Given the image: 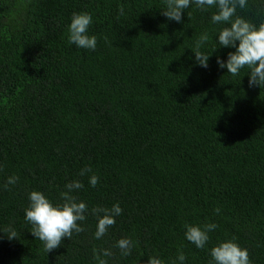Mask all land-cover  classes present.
I'll return each instance as SVG.
<instances>
[{"label": "trees", "instance_id": "1", "mask_svg": "<svg viewBox=\"0 0 264 264\" xmlns=\"http://www.w3.org/2000/svg\"><path fill=\"white\" fill-rule=\"evenodd\" d=\"M164 9L165 0H0V264H97L94 248L113 252L108 264H180L181 250L184 264H211L210 250L233 237L264 264V86L249 87L247 67H219L235 48L218 43L215 7L191 2L181 22ZM81 12L92 15L95 50L68 42ZM236 15L259 26L264 0ZM204 33L207 68L194 53ZM75 180L85 231L47 253L25 219L29 194L62 203ZM117 203L96 239L90 210ZM207 223L218 227L199 249L185 225ZM125 237L128 256L116 247Z\"/></svg>", "mask_w": 264, "mask_h": 264}, {"label": "clouds", "instance_id": "2", "mask_svg": "<svg viewBox=\"0 0 264 264\" xmlns=\"http://www.w3.org/2000/svg\"><path fill=\"white\" fill-rule=\"evenodd\" d=\"M166 9L162 14L169 20L181 22L183 9L189 7L191 2L201 10L215 7L217 11L211 19L214 24H224L218 35V43L222 47L235 48V52H229L227 61L217 58L220 68H227L228 73L233 76L238 75L240 70L247 67L249 73V87L264 86V23L259 26L251 23L243 17L236 15L237 7L247 6V0H165ZM120 14L124 13L123 6L119 9ZM235 17V19H233ZM92 23V15L87 12L73 13L69 25L68 42L74 43L77 47L95 50L97 37L89 35V26ZM208 40L207 33H204L196 42L195 58L202 66L207 68L209 55L199 51V48ZM239 42L238 45L236 42ZM91 172V168L82 169L81 176ZM19 177L11 176L8 178L4 187L17 183ZM99 182V177L93 174L89 178V183L95 187ZM67 191L61 193L62 203L54 204L49 198L40 191H32L29 194L30 204L25 209V219L33 225L32 234L44 243L45 251L52 250L61 246L63 238L71 239L73 232L79 234L85 231L79 222L86 220V213L89 209L85 202L79 201L71 193L83 188V183L79 180L72 181L65 185ZM91 214L98 219L95 238L103 237L108 229L115 224V217L122 212L117 203L111 208L95 207ZM216 213L220 212L217 208ZM102 214V215H101ZM215 223L204 225L186 224L185 237L197 248L203 249L210 240L209 233L216 229ZM7 236L11 240L17 238L15 230L6 229ZM116 247L120 249L121 255L131 254L133 241L125 237L117 241ZM94 259L97 264H108L103 257H110L113 252L109 249H93ZM212 257L211 264H252L247 248H242L233 237L230 240L222 241L210 250ZM186 257L181 250L178 254L180 264H184ZM148 264H165L159 257H149Z\"/></svg>", "mask_w": 264, "mask_h": 264}]
</instances>
